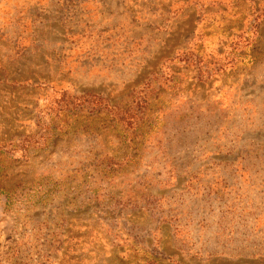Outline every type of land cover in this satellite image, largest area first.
<instances>
[{
	"label": "rangeland",
	"instance_id": "374dc122",
	"mask_svg": "<svg viewBox=\"0 0 264 264\" xmlns=\"http://www.w3.org/2000/svg\"><path fill=\"white\" fill-rule=\"evenodd\" d=\"M0 264H264V0H0Z\"/></svg>",
	"mask_w": 264,
	"mask_h": 264
}]
</instances>
